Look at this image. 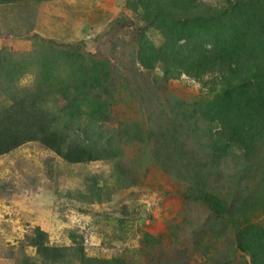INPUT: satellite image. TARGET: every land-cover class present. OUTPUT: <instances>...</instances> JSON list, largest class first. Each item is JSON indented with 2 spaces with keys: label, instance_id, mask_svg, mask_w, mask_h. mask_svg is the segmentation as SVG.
<instances>
[{
  "label": "rangeland",
  "instance_id": "obj_1",
  "mask_svg": "<svg viewBox=\"0 0 264 264\" xmlns=\"http://www.w3.org/2000/svg\"><path fill=\"white\" fill-rule=\"evenodd\" d=\"M159 1L26 3L0 21V51L25 62L19 86L34 83L39 57L41 64L58 68L62 82L80 84L77 72H90L105 87L101 99L109 108L93 116L87 101L97 102L95 95L72 105L73 130L82 138L85 130L94 139L130 137L119 139L122 155L111 161L69 164L36 143L0 156V264H14L22 253L34 256L25 244L36 227L52 246L82 248L87 257L122 264H251L231 233L242 217L230 215L232 221L228 215L247 201L251 223L264 227V184L256 190L264 179V138L253 162L238 149L216 157L217 125L201 112L223 89L220 67L202 78L174 68L179 60L198 57L212 28L197 26L189 42V26H167L155 18ZM231 1L197 0L192 12L173 16L189 24ZM29 5L39 13L34 15L41 31L27 27ZM178 33L184 40L176 41ZM3 103L0 97V108ZM201 171L210 191L237 202L225 220L184 197Z\"/></svg>",
  "mask_w": 264,
  "mask_h": 264
},
{
  "label": "trees",
  "instance_id": "obj_2",
  "mask_svg": "<svg viewBox=\"0 0 264 264\" xmlns=\"http://www.w3.org/2000/svg\"><path fill=\"white\" fill-rule=\"evenodd\" d=\"M53 1L58 0H0V6L20 3L38 5ZM196 1L160 0L153 12L155 18L167 26H189V35L185 39L191 43L197 36V26L204 28L209 25L212 28L209 40L196 52L198 57L185 59L184 62L178 59L174 68L178 74L183 72L192 78H202L210 70H219L220 67L219 78L223 89L203 103L201 117L217 125L214 148L218 159L225 157L232 149H238L246 162H253L264 138V0H234L229 7L210 10L207 15L200 14L189 24L182 17H178L181 22L174 18L177 11L181 15L184 11L192 12ZM180 40H184V37L178 33L176 41ZM198 44L202 46V43ZM174 54L177 56L178 52ZM39 58V71L34 83L21 87L18 83L23 74L24 60L17 62V57L0 51V97L4 101L0 108V156L23 145L36 143L69 164L118 159L122 155L119 139L129 140L130 137L118 133L112 137L94 139L95 135L85 130L82 138L73 130L71 106L84 104L87 96L99 98L94 104L87 101L89 108L94 105L93 116L107 113L108 102L101 99L105 87L96 84L92 73H84L83 70L77 72L82 79L80 84L70 79L69 83L62 82L55 74L58 68L50 69L41 64ZM164 72L169 74V71ZM107 117L102 122L108 121ZM201 173L200 180L190 183L191 187L184 192V197L202 203L215 218L225 220L227 212L231 213L237 202H226L210 191L208 179L204 182V173ZM263 184L264 179L256 185V190H260ZM249 209L251 207L244 201L234 213L228 215L232 220L230 215L239 214L243 221L235 223L231 229L234 246L250 258L251 264H264V227L251 223ZM25 245L34 250V256L22 253L14 258V264L123 263L87 257L78 247L52 246L48 235L39 227L33 229Z\"/></svg>",
  "mask_w": 264,
  "mask_h": 264
},
{
  "label": "crops",
  "instance_id": "obj_3",
  "mask_svg": "<svg viewBox=\"0 0 264 264\" xmlns=\"http://www.w3.org/2000/svg\"><path fill=\"white\" fill-rule=\"evenodd\" d=\"M20 4H24V3H20ZM20 4H15V5L13 4V5H10V6H5V7L0 6V21L1 22H6L5 18L9 19L11 17V15H12L11 13H13V10H15L16 6H18ZM29 6L31 8L27 9L26 13H25L26 15L30 14L29 15L30 19H28L29 23H28L27 27H33L36 31L37 30L41 31L40 26H39V22H37V16H38L39 13L36 11V9H34V8H36L35 6H33V5H29ZM24 12H25V10H24ZM14 13H17V12H14ZM34 13H38V14L34 15ZM6 28H9V29L12 28L13 30H17V28L15 29L11 25H10V27H6Z\"/></svg>",
  "mask_w": 264,
  "mask_h": 264
}]
</instances>
